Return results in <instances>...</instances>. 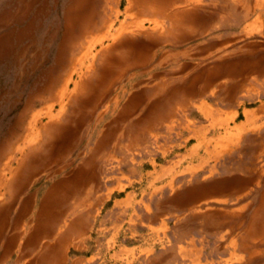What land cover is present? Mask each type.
<instances>
[{
	"label": "rangeland",
	"instance_id": "rangeland-1",
	"mask_svg": "<svg viewBox=\"0 0 264 264\" xmlns=\"http://www.w3.org/2000/svg\"><path fill=\"white\" fill-rule=\"evenodd\" d=\"M263 47L264 0H0V261L25 231L23 221L28 219L25 243L52 230L60 199H50L45 223L34 232L37 212L71 163L90 169L115 152L105 166L117 168L124 155L132 169V184L125 189L155 192V187H139L138 175L190 141L182 126L204 119L192 95L205 92L223 72L229 75L226 81L216 83L224 89H214V81L203 99L217 104L245 97L243 102L252 104L258 81L248 71L264 70V50L257 52ZM124 55L133 65L119 73ZM109 82L100 97V87ZM79 85L86 88L81 91ZM183 85L187 92L181 91ZM132 94L137 97L123 115ZM170 107L167 118L163 113ZM242 116L238 112L236 119ZM129 130L142 131L143 140L129 145ZM248 134L221 158L245 169L236 186L254 179L235 195L197 204V210H212L209 230L194 215H164V227L149 239L155 251L143 255L155 253L160 264H264L262 235L257 252L238 245L253 222L254 230L264 224V147L259 145L264 127ZM88 245L85 254L94 264H118L123 258L114 244Z\"/></svg>",
	"mask_w": 264,
	"mask_h": 264
},
{
	"label": "crops",
	"instance_id": "crops-1",
	"mask_svg": "<svg viewBox=\"0 0 264 264\" xmlns=\"http://www.w3.org/2000/svg\"><path fill=\"white\" fill-rule=\"evenodd\" d=\"M263 50L264 47L257 52ZM226 56L222 55L224 58ZM210 64L206 63L209 70ZM248 72L258 81L254 87L256 92L250 98L253 100L252 104L246 105L243 102L245 97L233 96L223 99L225 103L217 104L208 103L203 99L214 81V89H224L223 85L216 83L229 76L223 72L213 78L205 92L192 95V98H196L197 102L194 104L204 119L182 126L190 141L174 152L167 161L154 163L138 175L139 187H155V192L143 194L141 190L136 194L133 190L125 189L132 184V169L130 158H125L124 155L120 158L121 164L117 168L114 164L105 166V162L110 161L109 157L115 155V152H109L106 157L99 158L97 164L90 169L78 162L71 163L59 173L61 207L52 230L38 235L30 243H25V236L29 231L26 218L27 220L21 223H25V231L17 234L16 242L0 264H94L89 255L85 254L89 243L91 248L93 244L96 248L99 245H116L114 251H117L118 255L121 252L124 254H121L123 258L118 264H160L155 253L143 255L142 251H155L148 243L149 239L154 238L164 227V215L182 213V219L188 218L189 214L194 215V218L201 220L203 228L209 230L212 210L206 207L197 210V204L208 203L212 197L223 200L226 196L235 195L254 179L242 186H236L237 178L245 174V169L238 164L230 167L227 161L221 158L234 149L245 134L254 128L264 127V70ZM114 81L115 77L110 82ZM110 82L104 88L100 87V97L103 98L106 88L111 87ZM185 86H182L181 91L187 92ZM78 87L81 91L86 88L84 85ZM136 97L137 94L129 97L126 106L122 108L123 111H120L123 115L125 112L128 114V108ZM238 112L243 114L241 119H236ZM172 113L173 109L170 107L163 115L168 118ZM215 127L220 129L212 133ZM182 132L179 130V133ZM126 137L129 145H133L143 140V132L134 135V132L129 130ZM259 137H263L262 133ZM260 144L264 147L262 140H259ZM246 169L252 170L250 166ZM238 170L241 172H236ZM76 178H79V182L74 184ZM55 179L48 182L44 188ZM27 195L32 196L29 192ZM261 198H264V192L261 193ZM175 225H179V222L176 221ZM253 227L254 222L252 227L244 231V236L238 244L239 248L252 253L258 251L255 245L259 236L264 237V231L258 232ZM132 252L141 253L133 255ZM251 257L247 262L251 261Z\"/></svg>",
	"mask_w": 264,
	"mask_h": 264
},
{
	"label": "bare ground",
	"instance_id": "bare-ground-1",
	"mask_svg": "<svg viewBox=\"0 0 264 264\" xmlns=\"http://www.w3.org/2000/svg\"><path fill=\"white\" fill-rule=\"evenodd\" d=\"M149 1V0H148ZM171 1V0H170ZM177 1V0H176ZM188 1V0H187ZM163 2V1H162ZM168 2V1H167ZM249 2V1H248ZM143 3V2H142ZM146 3V2H145ZM147 3H149V2H147ZM146 3V4H147ZM158 3H160V2H158ZM166 3V2H165ZM174 2H172V4H173ZM163 5H165L166 6V4H163ZM191 7H193L192 5H191ZM144 8V7H143ZM146 8V7H145ZM152 8V7H151ZM190 8V7H189ZM147 9V8H146ZM174 9V8H173ZM178 9V8H177ZM186 9V8H185ZM165 10V9H164ZM176 10V9H175ZM190 11V10H189ZM260 11V10H259ZM151 12L153 13V14H156L157 12H158V8L156 7V9H151ZM161 13V12H160ZM173 14V12H170V14ZM189 13H191V12H189ZM201 13V12H200ZM168 15V14H167ZM178 15H180V14H178ZM178 15H177V17H178ZM262 15V14H261ZM165 17V16H164ZM195 17V16H194ZM175 18V17H174ZM187 18H189V17H187ZM203 20V19H202ZM209 21H210V19H208ZM143 22V21H142ZM207 22V21H206ZM201 23V22H200ZM155 24V23H154ZM208 24V23H207ZM159 25V24H158ZM159 27H160V25H159ZM154 28V27H153ZM126 29V26L123 28L122 27V29L121 30H119L120 32H119V34H118V36L120 35V34H123V30H125ZM116 32V31H115ZM114 32V34H112V36H111V38L113 39V40H116L115 38H116V36L115 35H117L116 33ZM182 33V32H181ZM162 43V42H161ZM62 46V45H61ZM117 46H118V44H117ZM126 46V45H125ZM119 47V46H118ZM147 49V48H146ZM129 51V50H128ZM134 53V52H133ZM132 53V54H133ZM121 54H123V53H121ZM130 55V54H129ZM133 57V56H132ZM61 58V57H60ZM58 59V58H57ZM140 59V58H139ZM59 61H60V59H59ZM141 61V60H140ZM134 62H136V61H134ZM142 62V61H141ZM135 64V63H134ZM131 65H133V59H131V58H129L128 56H126V55H124L123 57H122V59L120 60V62H119V73H121V72H123L124 70H126L127 68H129V67H131ZM140 66V65H139ZM109 75V74H108ZM217 76V75H216ZM110 77V76H109ZM117 78H118V75H117ZM106 79V78H105ZM109 81H111V80H109ZM84 84H86V83H84ZM111 84V83H110ZM107 85V84H106ZM185 86V85H184ZM85 87V86H84ZM108 87H110V86H108ZM186 87V86H185ZM77 89H78V87H76ZM83 88V87H82ZM103 88H104V86H103ZM107 90H108V88H106ZM181 89V88H180ZM103 92V91H102ZM100 93V92H99ZM104 94H105V92H104ZM103 94V95H104ZM102 95V96H103ZM80 102V101H79ZM81 103H83L82 101H81ZM86 103V102H85ZM84 104V103H83ZM124 106H126V105H124ZM127 106H129V105H127ZM127 108V107H126ZM169 109V108H168ZM167 111V110H166ZM89 113V112H88ZM92 113V112H91ZM90 113V114H91ZM129 113V112H128ZM168 113V112H167ZM104 133V132H103ZM139 132H137V134H138ZM109 135V134H108ZM107 135V136H108ZM102 136V135H101ZM129 136H132V135H129ZM138 136V135H137ZM103 137V136H102ZM133 138V137H132ZM106 139V138H105ZM138 139H140V138H138ZM108 140V139H107ZM106 140V141H107ZM135 141H137V140H135ZM104 142V141H103ZM139 142H140V140H139ZM97 143H98V141H97ZM130 143H131V141H130ZM137 143V142H136ZM102 144V143H101ZM30 145V144H29ZM19 168V167H18ZM12 181V180H11ZM60 184V183H59ZM59 184L56 186H54V187H52L51 188V190H49L48 192H47V194L45 195V197L43 198V202H42V204H41V206H40V208H39V211L37 212V225H36V227H35V229H34V232H36V228H38V226H41V224L42 223H45V219L43 220V217H44V213H45V208H46V206H47V204H48V202L50 201V199H54L53 201H56V198H59L60 199V194H59ZM19 185V184H18ZM17 187H19V186H17ZM21 189V188H20ZM12 190V189H11ZM14 191V190H13ZM18 191V190H17ZM14 195H15V193H14ZM19 197V196H18ZM20 199V198H19ZM28 200V199H27ZM4 203V202H3ZM52 212V211H51ZM12 214V213H11ZM12 216V215H11ZM14 220V219H13ZM22 220V219H21ZM49 220H50V224L52 223L53 224V222H54V215L53 216H50L49 217ZM17 224V223H16ZM12 226V225H11ZM13 226H14V224H13ZM15 230V229H14ZM7 231V230H6ZM13 231V230H12ZM258 232H263L264 231V224H263V222H261L260 224H259V227H258V230H257ZM19 233V232H18ZM12 239H15V233H13L12 234ZM1 242V241H0Z\"/></svg>",
	"mask_w": 264,
	"mask_h": 264
}]
</instances>
